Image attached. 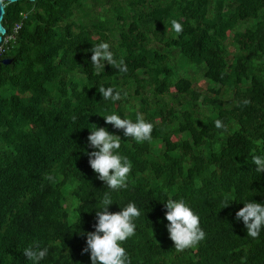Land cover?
<instances>
[{
	"label": "trees",
	"instance_id": "1",
	"mask_svg": "<svg viewBox=\"0 0 264 264\" xmlns=\"http://www.w3.org/2000/svg\"><path fill=\"white\" fill-rule=\"evenodd\" d=\"M23 13L0 55L12 59L0 63V264H33L30 245L48 249L39 264H91L81 232L94 231L105 192L109 211L129 202L141 211L122 245L131 264H264V229L252 239L235 218L246 202L264 204V173L252 162L264 156V0H21L5 6L8 31ZM100 42L126 72L106 64L95 73L90 49ZM100 86L127 95L105 100ZM113 113L142 114L151 142L106 124ZM96 126L121 137L126 189H108L88 163ZM169 197L199 215L206 239L196 248L176 252Z\"/></svg>",
	"mask_w": 264,
	"mask_h": 264
},
{
	"label": "clouds",
	"instance_id": "2",
	"mask_svg": "<svg viewBox=\"0 0 264 264\" xmlns=\"http://www.w3.org/2000/svg\"><path fill=\"white\" fill-rule=\"evenodd\" d=\"M33 2L35 3V0ZM171 25L177 35L183 32V25L178 20L173 19ZM0 42H3V38ZM0 51L3 49L0 48ZM90 51L92 53L91 63L97 75L105 70L106 64L122 73L127 71L124 59L122 57L119 60L116 59L108 42L94 44ZM97 91L103 99L111 101H119L127 95L113 87L100 86ZM243 103L247 105L251 101L246 99ZM72 119L75 121L77 118L73 116ZM104 119L106 124L122 131L125 137L137 143L152 140L154 125L146 121L140 113L137 114L135 122L122 118L116 113L104 116ZM215 126L227 131V126L222 120L217 119ZM87 141L92 149L87 152L88 163L97 174V178L112 191L118 192L126 189L132 172V163L126 155L119 151L121 137L105 127L96 126L90 131ZM252 162L257 165L255 169L257 173H264V156L253 155ZM45 179L51 181L53 177L48 175ZM163 191L166 193L167 189ZM114 202L110 192H105L100 201V207L96 210L94 231L81 232L82 235H86V246L82 252L90 253L91 264H131L129 253L122 245L135 235L134 221L140 217L141 211L133 202H129L120 211H109V206ZM230 203L225 199L223 207ZM164 207L166 209L165 218L168 221L166 227L177 253L194 249L206 239V232L201 227L199 215L184 199L169 197ZM235 218L243 221L247 236L258 239L261 230L264 229V204L256 201L246 202L235 213ZM47 252V248L30 245L24 249L23 254L28 260L33 261V264H39L46 257Z\"/></svg>",
	"mask_w": 264,
	"mask_h": 264
},
{
	"label": "built area",
	"instance_id": "3",
	"mask_svg": "<svg viewBox=\"0 0 264 264\" xmlns=\"http://www.w3.org/2000/svg\"><path fill=\"white\" fill-rule=\"evenodd\" d=\"M26 18V14H22V19L20 21L15 22L10 30H6V33L2 35L3 42H0V48L3 49V51H0V55L5 53L9 48L11 47L12 43L16 39V34L22 27V20Z\"/></svg>",
	"mask_w": 264,
	"mask_h": 264
},
{
	"label": "water",
	"instance_id": "4",
	"mask_svg": "<svg viewBox=\"0 0 264 264\" xmlns=\"http://www.w3.org/2000/svg\"><path fill=\"white\" fill-rule=\"evenodd\" d=\"M16 1H21V0H0V39H2V35L6 33V27L3 25L2 20L4 17V13H5V6L8 3H13ZM29 1H33V0H29ZM12 61L11 58H2L0 59V63L1 64H10Z\"/></svg>",
	"mask_w": 264,
	"mask_h": 264
},
{
	"label": "rangeland",
	"instance_id": "5",
	"mask_svg": "<svg viewBox=\"0 0 264 264\" xmlns=\"http://www.w3.org/2000/svg\"><path fill=\"white\" fill-rule=\"evenodd\" d=\"M90 3V2H89ZM88 3V4H89ZM95 10H98V5H95ZM240 28L243 30L244 29V25H241L240 26ZM229 49H230V51L232 52L233 51V47L232 46H230L229 47ZM189 74H190V76H193V77H196V80H197V85L199 86V87H202V88H208L207 87V82H206V80L200 75V72H193V71H189ZM208 91V90H207Z\"/></svg>",
	"mask_w": 264,
	"mask_h": 264
}]
</instances>
